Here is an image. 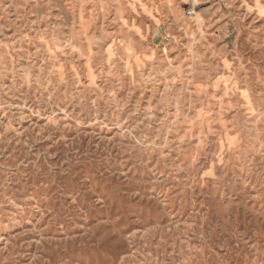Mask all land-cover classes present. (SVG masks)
<instances>
[{"label":"rangeland","instance_id":"obj_1","mask_svg":"<svg viewBox=\"0 0 264 264\" xmlns=\"http://www.w3.org/2000/svg\"><path fill=\"white\" fill-rule=\"evenodd\" d=\"M0 264H264V0H0Z\"/></svg>","mask_w":264,"mask_h":264}]
</instances>
